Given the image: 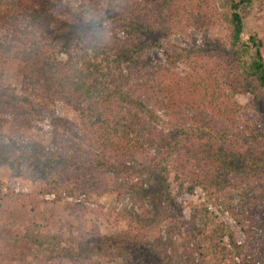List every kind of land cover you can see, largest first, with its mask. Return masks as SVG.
Wrapping results in <instances>:
<instances>
[{
  "label": "trees",
  "instance_id": "16d2710c",
  "mask_svg": "<svg viewBox=\"0 0 264 264\" xmlns=\"http://www.w3.org/2000/svg\"><path fill=\"white\" fill-rule=\"evenodd\" d=\"M254 2L0 0V116L21 120L34 104L59 103L76 113L80 131L70 154L0 136V165L16 176L28 168L46 181L45 194L55 200L45 204L59 201L61 187L81 195L89 185L137 202L114 235L102 234L97 220L80 221L67 226L70 235H25L15 245L50 257L114 253L127 264H162L167 243L182 232L185 264H264V239L251 252L249 241L238 243L210 210L218 204L237 221L251 217L245 189L227 179L241 178L254 184L262 209L252 210L264 229V39H242ZM216 25L223 40L210 38ZM180 27L197 30L201 40L178 48L169 36ZM153 49L163 51L165 63L149 54ZM8 72L18 89L4 84ZM241 95L250 102L238 104ZM14 187L15 178L0 182L3 212L17 208ZM196 188L203 202L184 218L182 204ZM234 193L241 199L236 211ZM156 222L166 223V238L151 242L146 233Z\"/></svg>",
  "mask_w": 264,
  "mask_h": 264
},
{
  "label": "rangeland",
  "instance_id": "374dc122",
  "mask_svg": "<svg viewBox=\"0 0 264 264\" xmlns=\"http://www.w3.org/2000/svg\"><path fill=\"white\" fill-rule=\"evenodd\" d=\"M67 1L72 5L78 3V0ZM260 1L255 0L252 13L244 21L243 40H247L250 34L264 39V5L260 8L258 6ZM224 36L223 28L218 25L210 32V38L215 40H223ZM169 39L178 48L186 49L191 43L199 42L201 34L195 29L180 27L172 32ZM149 54L160 63L166 62V56L162 50L153 49L149 51ZM178 69L181 70L182 66L178 65ZM4 84L15 89L19 87V82L12 72L4 75ZM235 100L241 105L250 102L249 97L242 95L237 96ZM33 107L30 115L23 113L19 115L21 120L1 114L0 118L3 121L0 124L1 140L4 142L14 141L18 144L33 142L45 150L57 149L70 154L71 148L68 147L71 141L77 143V140L73 139V135L80 132L76 113L70 107L59 103L52 107L38 104H34ZM158 127H165L164 119L161 116ZM86 175L89 176V174ZM106 176L112 178L111 174H106ZM12 178H15L14 194L16 196H13V201L17 203V208L10 212H3L0 209V264H127L122 257H116L114 253H107L104 256L89 254L76 260L66 257H50L41 252L38 247L25 249L21 242L17 245L14 243L25 235L35 237V239L60 238L69 234L68 225L76 227L80 221H87L90 226L97 220L98 229L102 234L114 235L126 228L124 220H122L126 212L134 210L136 213L137 202L130 195L125 194L119 199L115 191L104 192L103 189H97L90 185L84 190L85 194L78 195V190L67 194L68 191L64 186L61 187L62 197L58 202L45 204L46 201L55 200L54 194H45L48 188L46 181L28 168L16 176L15 171L10 167L0 165V182L7 185ZM98 178H101V175ZM227 179L233 181L236 186L240 185L245 189L247 200L253 202L249 205L251 217L244 219L241 217V220L237 221L218 204L211 205L210 210L221 221L228 224L238 243L249 241L248 243L251 245L249 250L253 252L254 248L257 249L259 245H262L260 239H264V229H258V214L252 210V206H255V210L260 211L262 205L258 203L252 182H241V178L233 179V177ZM122 180L125 178H119V182ZM203 198L202 190L196 188L193 195L188 198V203L182 204L183 217H187L190 206L200 205ZM230 198L231 207L236 211L241 199L237 193L232 194ZM26 212L27 214H25ZM120 213L122 214L120 215ZM166 227V223L152 224L146 233V239L151 242L160 238L164 240ZM167 247L170 248L165 250L164 256H162V264H185L189 253L182 241V232L176 234L172 241L167 243ZM194 259L193 264H199L198 259Z\"/></svg>",
  "mask_w": 264,
  "mask_h": 264
}]
</instances>
